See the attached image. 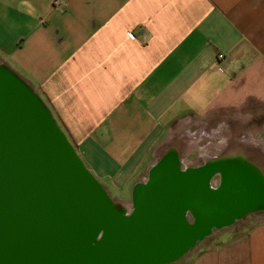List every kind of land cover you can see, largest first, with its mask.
<instances>
[{"label":"crops","instance_id":"0c3cea01","mask_svg":"<svg viewBox=\"0 0 264 264\" xmlns=\"http://www.w3.org/2000/svg\"><path fill=\"white\" fill-rule=\"evenodd\" d=\"M0 62L34 88L93 175L127 190L120 202L163 145L186 164L192 149L203 161L241 143L264 149L238 127L215 155L198 150L208 114L264 106V0H0ZM184 264H264V221Z\"/></svg>","mask_w":264,"mask_h":264},{"label":"water","instance_id":"95a60500","mask_svg":"<svg viewBox=\"0 0 264 264\" xmlns=\"http://www.w3.org/2000/svg\"><path fill=\"white\" fill-rule=\"evenodd\" d=\"M241 144L188 165L163 149L113 199L34 88L0 62V264H172L264 210V164Z\"/></svg>","mask_w":264,"mask_h":264},{"label":"rangeland","instance_id":"374dc122","mask_svg":"<svg viewBox=\"0 0 264 264\" xmlns=\"http://www.w3.org/2000/svg\"><path fill=\"white\" fill-rule=\"evenodd\" d=\"M238 115H241L243 119ZM246 115H249V119H246ZM206 119L208 121L205 127V132L207 133V135L203 137L200 142H198V150L201 153L203 152V155H215L217 153L216 145L220 143L221 136H225V134L227 133H232L233 129H238V127H240L241 129L244 128L245 130H250L249 133L253 134L255 138L264 140V106L260 104H250L246 107L241 108V110L213 112L208 114ZM235 119H238L240 121L242 120L243 123L237 125ZM219 125H222L224 127V132L220 133L218 136H211V130L218 128ZM195 129V125L192 124L191 130ZM174 139H177V136ZM177 142L178 141H174V143ZM164 148H167L166 145L158 148L154 153V157L157 158ZM187 159L189 160L187 162L188 165H197L203 162V157L201 156V154H197V151L195 149H192L189 152ZM100 182L112 198L118 196V193L123 195L127 194V190L125 189L122 191H118L114 188L106 186L103 181ZM261 221H264V213L254 214L253 216H249L248 218L241 220L232 226L214 230L210 235L205 237L202 241L198 242L182 259L172 264H184L188 261L189 258L195 256V254H197L199 250L204 249L206 246L215 243L217 245L221 240L232 236L236 230L243 228V230L246 231L251 226Z\"/></svg>","mask_w":264,"mask_h":264},{"label":"bare ground","instance_id":"6f19581e","mask_svg":"<svg viewBox=\"0 0 264 264\" xmlns=\"http://www.w3.org/2000/svg\"><path fill=\"white\" fill-rule=\"evenodd\" d=\"M249 155V153H247ZM251 154V153H250ZM248 160H253L255 162H260L261 164H264V158L261 154L253 153L250 156H248Z\"/></svg>","mask_w":264,"mask_h":264},{"label":"trees","instance_id":"16d2710c","mask_svg":"<svg viewBox=\"0 0 264 264\" xmlns=\"http://www.w3.org/2000/svg\"><path fill=\"white\" fill-rule=\"evenodd\" d=\"M244 231H245V230H243V228L238 229V230H236V231L234 232V234H233L232 236H236V235H238V234H240V233H242V232H244ZM215 245H216V243H215V244H211V245H209V246H206L204 249L199 250L198 253H201V252H204V251H206V250H209V249L213 248ZM198 253H197V254H198Z\"/></svg>","mask_w":264,"mask_h":264},{"label":"flooded vegetation","instance_id":"af4514ba","mask_svg":"<svg viewBox=\"0 0 264 264\" xmlns=\"http://www.w3.org/2000/svg\"><path fill=\"white\" fill-rule=\"evenodd\" d=\"M241 144H243V143H241ZM241 144H240V145H241ZM249 145H253V144H250V143H249ZM227 151H229V147H227ZM247 153H249V155L246 154V158L248 159V158H249L248 156H250L251 154H250V151H249V150H248ZM252 154H253V153H252ZM261 155H262V157L264 158V153H263V154L261 153ZM255 213H256V214H258V213L262 214V213H264V210H263V209H262V210H261V209H258L257 211H255ZM253 215H254V214H253ZM253 215H248L246 218H248L249 216H253ZM246 218H245V219H246ZM242 220H244V219H242ZM239 221H241V220H239ZM239 221H237V222H239ZM237 222H236V223H237ZM236 223H235V224H236Z\"/></svg>","mask_w":264,"mask_h":264},{"label":"built area","instance_id":"2783aa9c","mask_svg":"<svg viewBox=\"0 0 264 264\" xmlns=\"http://www.w3.org/2000/svg\"><path fill=\"white\" fill-rule=\"evenodd\" d=\"M218 58H219V59L223 58V54H219V55H218Z\"/></svg>","mask_w":264,"mask_h":264}]
</instances>
